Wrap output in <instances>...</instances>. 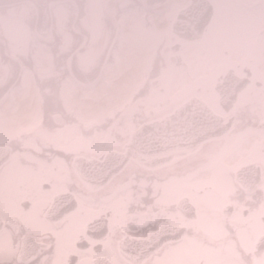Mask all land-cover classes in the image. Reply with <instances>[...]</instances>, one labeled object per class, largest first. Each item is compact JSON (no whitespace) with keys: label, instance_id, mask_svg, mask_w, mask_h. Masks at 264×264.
Masks as SVG:
<instances>
[{"label":"flooded vegetation","instance_id":"af4514ba","mask_svg":"<svg viewBox=\"0 0 264 264\" xmlns=\"http://www.w3.org/2000/svg\"><path fill=\"white\" fill-rule=\"evenodd\" d=\"M58 2L44 19L0 11V35L12 43L10 62L0 64V106L30 82L42 102L34 129L0 140L5 253L39 237L42 264H253L264 257V25L256 38V23L225 14L188 39L170 18L140 91L121 112L84 123L64 108L59 86L66 77L81 93L96 78L104 86L117 29L95 7L104 0ZM72 4L93 7L85 16ZM39 44L51 52L48 78L36 71ZM202 107L214 108L219 123H207ZM168 115L170 142L140 135L137 157L129 155L115 178L79 177L82 160L121 159L135 129ZM207 128L221 133L190 139ZM141 138L147 147L137 149Z\"/></svg>","mask_w":264,"mask_h":264},{"label":"bare ground","instance_id":"6f19581e","mask_svg":"<svg viewBox=\"0 0 264 264\" xmlns=\"http://www.w3.org/2000/svg\"><path fill=\"white\" fill-rule=\"evenodd\" d=\"M154 24L159 30H164L167 20L163 18L162 24ZM122 27L127 23V14L119 19ZM155 42L146 48H141L132 54L133 46L126 42L119 53L117 67L106 65L104 75L107 86L97 85L91 90L81 93L78 86L71 85L70 79H66L59 90V96L64 108L72 111L76 118L84 123L90 121L103 122L111 117L115 111L127 104L136 90L140 87L143 73L142 68L148 69L150 54ZM37 55L43 59L42 65L36 67L41 77L50 76L52 68L48 62V49L41 45ZM42 67V68H41ZM40 99L33 82H30L26 90L15 97L14 101H8L0 106V140L15 135L19 131L32 129L40 118Z\"/></svg>","mask_w":264,"mask_h":264},{"label":"snow or ice","instance_id":"6c2138e0","mask_svg":"<svg viewBox=\"0 0 264 264\" xmlns=\"http://www.w3.org/2000/svg\"><path fill=\"white\" fill-rule=\"evenodd\" d=\"M15 9L27 10L33 18L50 16L61 4L58 0H23L22 3L6 2ZM130 7L135 14L144 18L163 15L174 18L177 32L188 38L197 39L206 29H211L221 15L243 17L258 25H264V0H132ZM3 4H0V9ZM6 14V13H5ZM12 43L0 35V64L10 62ZM120 158L104 163H92L88 178L94 183H105L115 178L123 168ZM68 207H72L69 204ZM39 257L29 264H37Z\"/></svg>","mask_w":264,"mask_h":264},{"label":"clouds","instance_id":"9594fccd","mask_svg":"<svg viewBox=\"0 0 264 264\" xmlns=\"http://www.w3.org/2000/svg\"><path fill=\"white\" fill-rule=\"evenodd\" d=\"M132 3V0H104L103 3L96 5L95 7H99L105 10L108 14H115L117 12H120L122 14H128V15H134L135 14V8L130 7V4ZM67 7L72 8L75 10L76 8H79L82 15H89L90 10L93 7L92 5H67ZM0 11H3L6 14H10L15 11V7L11 6L8 3H3V8L0 9ZM150 19H155L157 23L162 24L163 15H159L155 18L149 17ZM225 107H227L230 104V98H225L222 102ZM201 111L203 113L202 118L207 121L209 124H218L219 121L216 120V115L218 114L214 108L205 109L201 108ZM250 115L246 113L241 114V119L247 123V121L250 119ZM148 141H146L144 138H141L140 141L137 143V149L147 147ZM92 167V162L85 159L82 160L79 164V177L88 178V173L90 172ZM242 179H246V177H242ZM45 249L42 247L40 243V238L38 237L35 241H28L26 243L17 245V247L14 250H9L7 253H5L2 246H0V264H28L27 258L35 259L36 257H39V260L37 261V264H42V261L40 260V257L44 255ZM5 256H7V259H5ZM21 258H25L22 260ZM253 264H264V257H261L259 260L253 261Z\"/></svg>","mask_w":264,"mask_h":264},{"label":"rangeland","instance_id":"374dc122","mask_svg":"<svg viewBox=\"0 0 264 264\" xmlns=\"http://www.w3.org/2000/svg\"><path fill=\"white\" fill-rule=\"evenodd\" d=\"M163 18L167 21L170 20V18L167 16H165ZM153 21H154V19H150V18L146 19L144 17L137 16L136 14H134V15H128L127 14V23H126L125 27H122V25L120 23H118L117 18L114 21L115 27L117 29V40H116V43L113 46V49L111 51V56H110L111 60L108 61L107 65H111L114 67L118 66V64H119L118 55L122 51V48L124 47L125 42L129 46L134 47L132 50V54L137 52L141 48H146L152 42L156 43V46L154 47V49L152 50V52L150 54L148 69H144V67L142 68L143 77H142L141 84L143 83V81L145 80V78L149 72V68L151 66V62H152L153 56L155 54L157 45H158L160 39L162 38L165 30L167 29V26H166V28L164 30H159L155 26ZM262 29H263V25H258V24L254 25L253 31H254V35L256 38H257V36L261 35ZM231 50L233 51L234 48L231 47ZM255 50H256L255 56H259L261 58V50H262L261 44H259L258 47L255 48ZM236 51H237V49H236ZM238 51H239V53H241L242 51L244 52L243 47L238 48ZM63 81H62V83H63ZM103 82H104V86L106 87L107 81H106L105 75L103 76ZM60 87H61V84L59 86V89H60ZM14 94L16 95V97L19 95L17 92H14ZM9 99L11 101L14 98L11 97Z\"/></svg>","mask_w":264,"mask_h":264},{"label":"water","instance_id":"95a60500","mask_svg":"<svg viewBox=\"0 0 264 264\" xmlns=\"http://www.w3.org/2000/svg\"><path fill=\"white\" fill-rule=\"evenodd\" d=\"M114 41H115V36L112 40V43ZM97 80L95 81L94 84L97 83ZM94 84L83 85V86L86 88H92ZM220 133H221L220 129L213 130V129L207 128L206 130H201L200 133L197 135V137L190 138V139L194 140L195 142L203 141L205 139H208L209 137L218 136ZM144 134L152 136V138L155 141L158 140V141L170 142V115L158 121L142 124L131 133V140H130V143L128 144L127 153L120 154V157L123 163L128 159L129 155H133L134 157H137V153L134 152V149H133L135 147L134 142L138 139L140 135H144Z\"/></svg>","mask_w":264,"mask_h":264},{"label":"trees","instance_id":"16d2710c","mask_svg":"<svg viewBox=\"0 0 264 264\" xmlns=\"http://www.w3.org/2000/svg\"><path fill=\"white\" fill-rule=\"evenodd\" d=\"M119 13H120V12H119ZM62 76H64V74H63V75H61V77H62Z\"/></svg>","mask_w":264,"mask_h":264}]
</instances>
